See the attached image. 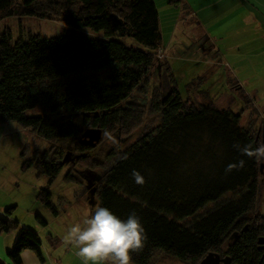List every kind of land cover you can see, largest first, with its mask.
<instances>
[{
  "label": "trees",
  "instance_id": "obj_1",
  "mask_svg": "<svg viewBox=\"0 0 264 264\" xmlns=\"http://www.w3.org/2000/svg\"><path fill=\"white\" fill-rule=\"evenodd\" d=\"M181 2L169 0L170 5ZM10 17L61 20L71 28L57 37L29 34L13 42L0 33V124L15 122L50 143L53 160L37 162L41 173L52 179L59 173L63 143L88 149L80 144L82 128L69 120L71 115L124 135L141 126L146 112L159 115L158 126L121 150L92 186L98 207L122 220L132 213L139 217L146 239L143 249L131 254L132 264H154L158 253L199 264L208 253L225 249L237 262V255H245L246 264H264L255 256L256 241L264 236V214L258 211L260 164L233 148L261 141L240 126L238 115L178 97L175 75L158 55L163 45L152 0H0V21ZM81 28L102 31L103 38H89L77 31ZM115 36L132 38L150 54ZM153 71L158 84L146 102L141 96L148 94ZM36 107L42 115L29 116ZM240 159L245 166L226 174V166ZM133 170L143 175V186L134 182ZM66 178L77 180L71 173ZM50 196L44 188L36 199L56 215ZM36 219L46 225L40 216ZM245 224L247 229L229 241ZM17 230L8 252L12 264H22L24 250L40 256L36 231L0 218V233Z\"/></svg>",
  "mask_w": 264,
  "mask_h": 264
},
{
  "label": "rangeland",
  "instance_id": "obj_2",
  "mask_svg": "<svg viewBox=\"0 0 264 264\" xmlns=\"http://www.w3.org/2000/svg\"><path fill=\"white\" fill-rule=\"evenodd\" d=\"M160 2L161 0L157 1V8L161 12L163 23L161 29L163 37L162 35L161 37L164 53L158 55L160 59L167 61L175 75L178 97L182 101L190 100L196 106L209 103L219 110L238 115L240 126L251 131L254 136L259 134V139L263 143L264 52L252 56H249L248 52L252 49L251 46L264 44L261 38H255L257 33L254 30L238 36L227 35L225 39H218L221 41V48L225 52L221 51L224 54L216 47L211 51V45L204 38L203 32L196 27L190 17H185L186 15L181 13L177 5L168 3L171 9L166 10ZM178 14L180 18L177 28L171 32ZM67 29L71 28L61 20L10 17L0 21V33L9 34L12 42L21 35L25 37L29 34L39 35L42 38L57 37ZM77 31L89 38H103L102 31L97 33L90 28H81ZM114 39L121 41L127 47L150 54L147 48L132 38L115 36ZM236 65L240 68L235 69ZM155 74L156 72L153 71V74L149 75L148 94L141 96L146 102L152 88L158 84ZM27 114L38 116L42 115V112L36 107ZM145 115L141 126L132 130L129 135L115 131L110 133L112 139L109 140L102 131L95 147L80 142L81 145L88 147L87 150H79L71 142L63 143L60 160L62 162L67 152H70L68 158L71 160L63 163L54 179L46 173H41L37 166L39 160H53L49 158L50 143L15 122L0 124V201L17 204L12 211L14 218H25L29 224L27 228L36 231L43 248L65 255L64 264H83L76 255L78 250L66 246L63 237L70 225L82 221L85 214L94 213L98 207L94 198L91 202L89 188H86V183L79 173L89 169L103 174L116 160L121 150L149 128L158 126L160 123L158 114L146 112ZM69 120L82 128L81 134L86 129L95 128L89 122L82 123L80 114L69 116ZM80 139L86 140L82 137ZM54 160H57V156ZM69 173L76 176L77 180L66 178ZM44 188L50 192V201L57 212L56 215L36 199L38 192ZM230 195L228 193L222 198ZM210 207L212 204L205 206L197 216ZM37 215L46 222V225L39 224ZM13 220L17 221V219ZM153 263L186 264L163 253H158Z\"/></svg>",
  "mask_w": 264,
  "mask_h": 264
},
{
  "label": "crops",
  "instance_id": "obj_3",
  "mask_svg": "<svg viewBox=\"0 0 264 264\" xmlns=\"http://www.w3.org/2000/svg\"><path fill=\"white\" fill-rule=\"evenodd\" d=\"M152 1L157 8V1L160 0ZM168 3L169 1L167 0H161L160 5L169 10L171 7L168 6ZM182 5L185 6L183 7ZM177 6L181 13L185 14V17H190L195 22L196 27L203 32L204 38L211 45V51L215 47L220 53L224 51L221 48L220 40L225 39L224 37L227 35L238 36L251 30L257 33L255 38H261L264 43V0H183ZM157 11L161 31L163 26L162 17L158 8ZM176 17V24H174L171 32H174L177 28L180 15L178 14ZM161 35L163 37L162 31ZM218 39L220 40L218 41ZM251 47L252 49L248 50L249 56L264 52V44ZM159 53L163 54V49ZM222 54L224 53L222 52ZM234 68L239 69L240 67L236 65ZM12 207L16 208L17 204H7L0 201V218L4 220L17 219L22 227H29L25 218H14V212H11V214L6 212L7 209ZM18 234V230L10 233H0V264H12L8 257V252L13 248ZM39 250L40 256L34 251L24 250L21 253L22 264H64V254L60 255L54 251L50 252L47 248H43L42 243Z\"/></svg>",
  "mask_w": 264,
  "mask_h": 264
},
{
  "label": "clouds",
  "instance_id": "obj_4",
  "mask_svg": "<svg viewBox=\"0 0 264 264\" xmlns=\"http://www.w3.org/2000/svg\"><path fill=\"white\" fill-rule=\"evenodd\" d=\"M103 135L109 140L112 139L108 132ZM233 148L241 156L254 160L257 164H264V143L255 146L250 143H236ZM245 163L244 159L230 163L226 166L225 173L238 171ZM131 175L137 185L145 184L146 181L139 171L133 170ZM145 239L144 228L135 213L122 220L108 208L97 207L94 213L85 214L82 221L67 228L63 243L78 250L76 255L83 264H132L131 254L139 253L143 249Z\"/></svg>",
  "mask_w": 264,
  "mask_h": 264
},
{
  "label": "flooded vegetation",
  "instance_id": "obj_5",
  "mask_svg": "<svg viewBox=\"0 0 264 264\" xmlns=\"http://www.w3.org/2000/svg\"><path fill=\"white\" fill-rule=\"evenodd\" d=\"M258 137H259V134H258ZM260 168H261L260 169L261 178L259 179V189H258V193H259L258 211L261 212L262 214H264V164H260ZM84 181L86 183L85 179H84ZM86 188H87V186H86ZM247 227H248V225L245 224L239 232H235L230 237L229 241H231V242L234 241L239 236V233L242 234L245 231V229H247ZM217 254L219 256L218 264H246V262H247V258L245 255L244 256L237 255V258H240L241 262L235 261L231 254L226 253V249L222 250L221 253H217ZM255 254H256L255 255L256 257H259V261L264 260V236L263 235H260L256 241Z\"/></svg>",
  "mask_w": 264,
  "mask_h": 264
},
{
  "label": "water",
  "instance_id": "obj_6",
  "mask_svg": "<svg viewBox=\"0 0 264 264\" xmlns=\"http://www.w3.org/2000/svg\"><path fill=\"white\" fill-rule=\"evenodd\" d=\"M101 134H102L101 129L89 128V129H86L80 136L82 138H86V140L80 139L79 141L81 143L86 144L87 146L95 147L101 138ZM68 155H70V152H67L65 157L62 159V164L71 160L68 158ZM79 175L83 179L86 180V186H87V188H89V193H90V198H91L90 200L92 202V200L94 198V188L92 187V185H93L95 179H98L97 173L94 172L93 170H87L83 173H79ZM218 262H219L218 254L214 253V252H210L200 261L199 264H218Z\"/></svg>",
  "mask_w": 264,
  "mask_h": 264
}]
</instances>
